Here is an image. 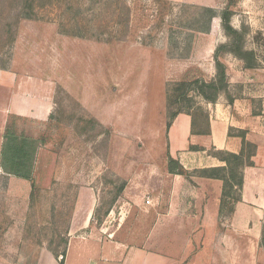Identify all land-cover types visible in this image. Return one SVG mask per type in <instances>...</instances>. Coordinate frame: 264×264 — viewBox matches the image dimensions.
<instances>
[{"label":"rangeland","instance_id":"374dc122","mask_svg":"<svg viewBox=\"0 0 264 264\" xmlns=\"http://www.w3.org/2000/svg\"><path fill=\"white\" fill-rule=\"evenodd\" d=\"M227 10L230 20L240 19L237 36L225 26ZM217 50L232 81L221 96L251 98L254 113L264 118V0H0V80L39 82L54 102L44 122H16L21 134L32 138L35 174L10 184L0 179L2 199L11 195L29 203L33 243L45 244L52 254L65 250L83 187L95 190V229L110 215L111 229L121 217L128 218L123 229L136 225L129 223L136 221L135 202L119 207V201L124 205L139 196V228L149 233L151 219L166 214L173 198H200L198 192L174 191L178 183L195 185L196 170L177 183L168 173L173 150L167 90L183 80L215 79ZM3 93L0 88V102ZM192 96L177 107L192 110L196 131H206L209 103L198 92ZM190 128V118L181 115L177 135L185 138ZM260 145L257 168L244 171L251 184L264 188V134ZM206 151L217 154L213 147ZM216 194L203 199L215 201ZM241 196L243 201V190ZM253 196L256 205L228 201L205 235L196 231L204 225L189 224L193 250L208 249L200 256L204 261L264 264V190ZM188 212L199 214L194 207ZM177 237L178 248L186 241Z\"/></svg>","mask_w":264,"mask_h":264},{"label":"crops","instance_id":"0c3cea01","mask_svg":"<svg viewBox=\"0 0 264 264\" xmlns=\"http://www.w3.org/2000/svg\"><path fill=\"white\" fill-rule=\"evenodd\" d=\"M227 74L230 76L229 71ZM243 74L241 70L237 77ZM229 84H232L231 80ZM0 88L5 91L3 93L5 99L0 102V114L3 119V122H0V179L7 180L9 184L18 177L22 181H29V178L35 174L32 167L35 157L31 147L32 138L27 135L26 139L16 122L23 120L44 122L52 114L54 102L51 100V94L41 89L39 82L32 80L3 79L0 80ZM209 108L211 111L209 135H193L191 116L182 114L190 118L191 128L185 138H180L175 129L181 115L175 120L169 130L172 156L179 159L189 171L221 166L216 158L207 155L206 149L213 147L215 150L238 154L242 148V140L238 137H230L229 131L230 129L245 130L248 131L247 139L258 146L257 156L254 158L257 168L258 153L262 149L260 141L264 134V118L260 115L255 116L251 98L234 97L231 102L221 96L215 104H209ZM9 137L7 149L6 141ZM19 145L22 146L21 150L17 147ZM190 145L201 147L204 151L191 152ZM244 174L243 201L237 206L256 205L257 200L253 194L263 191L264 188L258 187V184H251L248 170L244 171ZM169 175L175 177L176 183L185 181L183 176L170 173ZM195 183V185L178 183L174 191H179L181 194L198 192L200 198L193 200L173 198L168 202V207L171 208L166 214L152 216L153 227L149 233H143L139 228V196L132 201L125 200L124 205L119 201V207H125L128 202H135L137 218L135 217L136 221L129 222L132 225L136 223L134 227L126 226L123 229L124 219L121 217L119 227L111 229L108 225L111 220L110 215L107 221L103 222L102 229H95L97 208L95 190L91 186L80 188L70 219L64 264H213L200 257L208 253L206 247L193 250L191 241L195 236L189 224L195 222L204 225L196 229L204 235L205 230L207 232L213 225H217L220 219L223 183L220 180L203 177L198 178ZM212 191L217 193L216 196L218 195L215 201H211V198L207 199ZM205 197L207 198L203 199ZM192 207L196 208L199 214L189 215L188 211ZM28 211L27 200L14 199L11 195L2 199L0 194V264H61L60 260L48 251L45 244L32 242L30 231L27 229ZM127 219L125 218L124 223ZM177 234L182 236L181 241H186H183L182 246L178 248L175 241ZM204 235H201L200 239ZM147 240L148 243L145 245L143 241Z\"/></svg>","mask_w":264,"mask_h":264},{"label":"trees","instance_id":"16d2710c","mask_svg":"<svg viewBox=\"0 0 264 264\" xmlns=\"http://www.w3.org/2000/svg\"><path fill=\"white\" fill-rule=\"evenodd\" d=\"M223 19L227 30L237 36L238 31L234 30L230 25V10L223 14ZM239 49L241 47L239 46ZM219 51L215 53L216 59V77L211 81L201 79L183 80L177 83L170 84L167 90V130L169 131L174 121L182 114L193 117L192 110L177 107L179 103L185 104L192 100V92H198L199 95L209 104H215L222 93L226 92L229 87L225 65L219 59ZM252 68V67H249ZM232 102V100H231ZM259 114L255 113V116ZM192 134L193 135H209L210 124L206 131H196V122L192 119ZM248 131L230 129V137H238L242 140L241 151L231 153L226 150H217L216 158L221 166L205 168L197 171L200 177L206 179L220 180L223 183V193L220 200V214L224 212L228 201L233 204H238L242 201V190L244 186V169L255 167L254 158L257 156L258 146L247 139ZM215 150V149H214ZM189 151L197 152L204 151L198 146H189ZM168 171L170 174L189 178L191 173L187 170L176 158L168 154ZM233 211V209H232ZM66 247L62 253L53 252L57 259L61 258V264H64L66 256Z\"/></svg>","mask_w":264,"mask_h":264},{"label":"clouds","instance_id":"9594fccd","mask_svg":"<svg viewBox=\"0 0 264 264\" xmlns=\"http://www.w3.org/2000/svg\"><path fill=\"white\" fill-rule=\"evenodd\" d=\"M217 19H220L221 23H222V17H217ZM229 23H230V26L233 27L234 30H236V31H240L241 30L240 19H239L238 16H233ZM249 38L250 37H247V39H249ZM227 40H228L227 36H223L222 37V41L224 43H226ZM245 50H248V49L246 48Z\"/></svg>","mask_w":264,"mask_h":264}]
</instances>
